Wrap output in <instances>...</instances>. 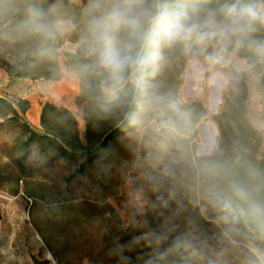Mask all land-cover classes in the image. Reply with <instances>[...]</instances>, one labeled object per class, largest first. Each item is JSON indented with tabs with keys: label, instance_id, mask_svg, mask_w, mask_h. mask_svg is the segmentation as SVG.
Wrapping results in <instances>:
<instances>
[{
	"label": "clouds",
	"instance_id": "1",
	"mask_svg": "<svg viewBox=\"0 0 264 264\" xmlns=\"http://www.w3.org/2000/svg\"><path fill=\"white\" fill-rule=\"evenodd\" d=\"M0 0V24L45 51L71 38L77 75L132 151L115 264H264V167L212 135L190 147L200 117L165 86L177 67L212 85L264 78V0Z\"/></svg>",
	"mask_w": 264,
	"mask_h": 264
},
{
	"label": "rangeland",
	"instance_id": "2",
	"mask_svg": "<svg viewBox=\"0 0 264 264\" xmlns=\"http://www.w3.org/2000/svg\"><path fill=\"white\" fill-rule=\"evenodd\" d=\"M63 2L69 12L78 11L75 0ZM10 21L0 24V58L14 73L28 67V76L9 77L0 67V99L4 101L0 102V264H115L109 250L114 240H123L128 197L125 177L132 151L127 130L95 158L75 157L73 163H63L42 154L34 133L26 127L22 111L26 100L22 97L31 92L42 97L49 87L59 91L56 81L40 75H73L78 61L67 59V55H75L71 38L58 45L59 51L42 53L34 43L21 38ZM165 86L200 117L190 141L192 150L198 151L208 137L218 136L212 118L227 87L212 85L197 70L184 66L165 77ZM247 87L245 114L262 136L264 159L260 86L247 83ZM80 95L90 101L85 114L89 134L95 137L100 130L111 128L116 119L102 118L81 80Z\"/></svg>",
	"mask_w": 264,
	"mask_h": 264
},
{
	"label": "trees",
	"instance_id": "3",
	"mask_svg": "<svg viewBox=\"0 0 264 264\" xmlns=\"http://www.w3.org/2000/svg\"><path fill=\"white\" fill-rule=\"evenodd\" d=\"M10 26L14 27L18 25L17 19H10ZM36 50V49H34ZM40 51L46 52L45 50L40 49ZM40 52V53H41ZM68 62L77 61L75 55H67ZM0 67L6 70V73L9 77H27L28 76V67H24L22 72L14 73V69L9 65L4 59L0 58ZM69 69V63L67 64ZM77 75V72H74ZM78 76V75H77ZM40 77H44L49 80L58 81L61 77L57 75L56 77H51L50 75L42 74ZM260 86V103L262 105V120L264 122V78L259 82ZM248 95V87L246 81L241 82L235 87H227L226 94L224 96L223 102L218 113L212 118V121L215 123L218 129V136H222L230 145L235 144L241 149L244 150L246 157L253 162L257 163L261 167H264L263 153L261 150L262 145V136L261 134L251 125L248 120L245 110H246V100ZM88 100L79 95L76 99L78 105L85 104ZM0 102L4 103L2 99ZM90 101L88 105H85L84 110V120L86 123V131L84 136V145H81L76 124L69 126L68 137H66L64 129L59 125L60 119H57L55 125L50 126V128L44 127V133L49 134L53 137H57L64 143L69 142L75 149L76 157H90L95 158L96 153L104 150L108 143L122 135L126 129L123 126H119L117 122L113 124L111 128L105 130H100L99 134L95 137L89 134V122L85 119V114L87 113ZM52 108L51 105L45 104L43 106V113L47 109ZM26 110V105L22 109L23 113ZM43 116V115H42ZM204 114H201L203 117ZM79 151L80 154L78 153ZM91 159V158H90ZM1 219V215H0ZM131 231H124L122 234V243L128 241L131 236Z\"/></svg>",
	"mask_w": 264,
	"mask_h": 264
},
{
	"label": "crops",
	"instance_id": "4",
	"mask_svg": "<svg viewBox=\"0 0 264 264\" xmlns=\"http://www.w3.org/2000/svg\"><path fill=\"white\" fill-rule=\"evenodd\" d=\"M56 82L59 91H53L49 87L46 93H41L42 97L34 92L22 97L26 100L24 102L26 104L24 119L28 131L34 133L35 145L37 144L41 148L42 154L50 156L52 162L73 163L76 149L68 141L64 143L57 137L45 134L44 127L50 128L56 124L59 118V125L64 129L62 132L68 137L69 126L76 124L80 143L84 145L83 135L86 130L84 110L86 107L84 104L76 103V99L80 95V80L77 75H64ZM45 104L51 105L52 108L43 113ZM80 152L78 153L80 154Z\"/></svg>",
	"mask_w": 264,
	"mask_h": 264
}]
</instances>
